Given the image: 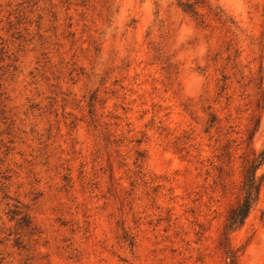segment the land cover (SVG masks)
Wrapping results in <instances>:
<instances>
[{"label":"rangeland","instance_id":"374dc122","mask_svg":"<svg viewBox=\"0 0 264 264\" xmlns=\"http://www.w3.org/2000/svg\"><path fill=\"white\" fill-rule=\"evenodd\" d=\"M0 0V264H264V0Z\"/></svg>","mask_w":264,"mask_h":264},{"label":"trees","instance_id":"16d2710c","mask_svg":"<svg viewBox=\"0 0 264 264\" xmlns=\"http://www.w3.org/2000/svg\"><path fill=\"white\" fill-rule=\"evenodd\" d=\"M179 6L203 23L202 16L193 0H177ZM264 161V155L260 154L253 159L245 158L243 164L242 198L238 206L232 209L228 216V227L235 229L242 226L256 204L263 183V177H258L257 170ZM230 264H236L235 255L230 253Z\"/></svg>","mask_w":264,"mask_h":264}]
</instances>
